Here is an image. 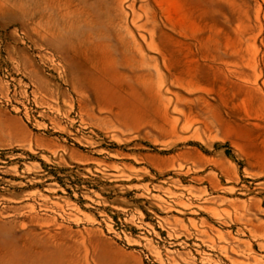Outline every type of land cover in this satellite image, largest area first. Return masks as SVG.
<instances>
[{"label":"rangeland","instance_id":"1","mask_svg":"<svg viewBox=\"0 0 264 264\" xmlns=\"http://www.w3.org/2000/svg\"><path fill=\"white\" fill-rule=\"evenodd\" d=\"M0 264H264V0H0Z\"/></svg>","mask_w":264,"mask_h":264}]
</instances>
